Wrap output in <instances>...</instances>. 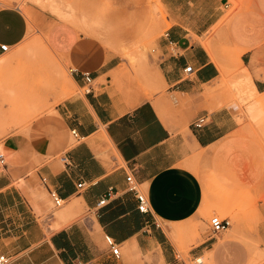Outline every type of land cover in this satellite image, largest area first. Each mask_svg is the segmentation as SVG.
<instances>
[{
    "label": "crops",
    "instance_id": "crops-1",
    "mask_svg": "<svg viewBox=\"0 0 264 264\" xmlns=\"http://www.w3.org/2000/svg\"><path fill=\"white\" fill-rule=\"evenodd\" d=\"M8 1L0 0V45L7 51L28 31L25 14ZM161 3L171 24L148 57L161 87L150 96L113 82L122 70L115 55L74 27L44 19L70 86L53 96L62 133L55 143L19 133L0 138V253L10 256L8 264H204L196 259L205 255L209 264H264L253 263L249 243L226 230L212 235L208 224L211 210L252 204L264 185V148L237 135L235 105L206 111L201 95L220 74L224 45L264 94V0L239 9L207 44L202 39L224 16L227 0ZM188 65L190 74L184 72ZM82 72L92 77L89 92ZM201 115L207 122L193 127ZM204 159L211 191L201 174ZM129 174L148 198L146 213L125 190ZM110 188L113 195L99 206ZM50 189L64 200L66 223L52 212ZM254 215L264 246V202H256ZM105 235L119 244V258Z\"/></svg>",
    "mask_w": 264,
    "mask_h": 264
},
{
    "label": "rangeland",
    "instance_id": "rangeland-1",
    "mask_svg": "<svg viewBox=\"0 0 264 264\" xmlns=\"http://www.w3.org/2000/svg\"><path fill=\"white\" fill-rule=\"evenodd\" d=\"M227 1L230 6L221 20L204 35V43L207 44L213 37H217V28L228 23L239 9L254 5L257 0ZM11 3L25 14L28 31L26 38L19 45L10 48L0 57V138L19 133L39 143H45L49 137V144H53L62 134L53 117V104L54 100L56 101L53 96L69 89L70 72L63 59L53 51L47 41L45 18L74 27L85 37L97 42L105 52L115 55L122 70L117 77H113V82L124 86L126 91L141 92L150 96L160 90L159 79L149 65L148 57L155 56L156 40L171 24L161 0L4 2L5 5ZM222 56L219 61L222 72L220 71L217 79L202 87L205 110L235 105L237 135L246 137L257 150L260 144L264 148V94L254 95L250 85L243 80L246 74L250 78L252 76L247 68L238 65L232 48L224 45ZM257 99L263 101V104L258 105L260 108L256 110V118H252L247 107ZM69 137L70 144L73 139L70 134ZM202 163V178L207 181L211 191L210 177L203 170L205 159ZM257 192L251 205L227 203L225 207L211 210L208 214L209 219L213 215L230 219L231 225L226 232L251 245L253 263L264 259V246L257 236V220L254 215L256 202H264V185ZM226 197L225 201L228 202L230 197ZM63 207L54 208L52 212L57 215ZM249 211L252 216L246 220L244 216ZM83 215H80V212L76 214L78 218ZM91 218L93 219L92 216ZM178 229L180 232V228ZM205 229L207 226L203 230ZM207 257L205 255L203 259L199 258V261L203 260L204 264L211 263V259Z\"/></svg>",
    "mask_w": 264,
    "mask_h": 264
},
{
    "label": "built area",
    "instance_id": "built-area-1",
    "mask_svg": "<svg viewBox=\"0 0 264 264\" xmlns=\"http://www.w3.org/2000/svg\"><path fill=\"white\" fill-rule=\"evenodd\" d=\"M8 50V45L6 44H1L0 45V52H6ZM74 70V69H70ZM194 70L192 69L191 65H188L185 67L184 72L186 74L192 73ZM81 76L83 77L85 81V92L90 91V85L92 82V77L88 72H82ZM207 122V116L206 115H201L197 117L192 125L195 128H200L205 123ZM71 134L73 135L74 138L78 139V135L74 129L71 130ZM1 162H3V159H0ZM44 180V179H43ZM126 181H127V186H126V191L128 192H133L134 196L137 200V209L141 213H146L149 211V203H148V198L145 193H143L139 187L138 183L134 180L133 174H129L126 176ZM83 183L80 182L77 184V187H82ZM113 189H109L106 195H103L101 199L98 201V205H104L107 203L109 198L113 195ZM49 196L53 202L54 207L58 208L61 207L64 204V200L57 194L55 190L50 189L49 190ZM209 231L212 235L221 233L222 231L227 230L231 222L227 217L221 218L219 215H213L209 219ZM105 241L111 251V253L116 257L119 258L120 256V247L119 244L109 235H105ZM10 256H7L3 253H0V264H8L10 262ZM196 263H202V261H199V259H196Z\"/></svg>",
    "mask_w": 264,
    "mask_h": 264
},
{
    "label": "bare ground",
    "instance_id": "bare-ground-1",
    "mask_svg": "<svg viewBox=\"0 0 264 264\" xmlns=\"http://www.w3.org/2000/svg\"><path fill=\"white\" fill-rule=\"evenodd\" d=\"M63 11V10H62ZM30 25V24H29ZM30 30V29H29ZM31 31V30H30ZM195 39V38H194ZM41 45V44H40ZM46 45V44H45ZM51 50V49H50ZM47 51V50H46ZM212 55V54H211ZM213 60H215L214 56L212 55ZM219 59V58H218ZM217 66L219 68V70L222 72L223 68L220 65V63H217ZM246 72V71H244ZM162 78V77H161ZM246 81V83H248L252 89V92L254 93V95H260V93L256 90L255 85L252 81V79L246 74L245 78L243 79ZM162 82V81H161ZM73 83V82H72ZM75 84V83H74ZM77 87V86H76ZM208 89V88H207ZM207 93V92H206ZM151 98V97H150ZM254 101V100H253ZM263 102V101H262ZM260 100H255L248 109V112L250 113L252 118H256V110L258 111V109L260 108L258 105L263 104ZM258 107V108H256ZM71 201V200H70ZM59 220L61 223H66L68 221V217L69 214L66 212V210H60L59 214H58ZM179 227H175L174 228V233H179ZM173 230V229H172ZM171 237V236H170ZM172 238V237H171ZM210 252V251H209ZM255 257V256H254ZM210 258V257H209ZM210 263V262H209ZM248 264V263H247Z\"/></svg>",
    "mask_w": 264,
    "mask_h": 264
}]
</instances>
